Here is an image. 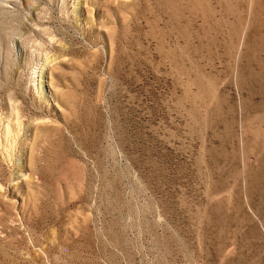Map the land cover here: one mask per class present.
Segmentation results:
<instances>
[{
  "label": "rangeland",
  "instance_id": "rangeland-1",
  "mask_svg": "<svg viewBox=\"0 0 264 264\" xmlns=\"http://www.w3.org/2000/svg\"><path fill=\"white\" fill-rule=\"evenodd\" d=\"M0 264H264V0H0Z\"/></svg>",
  "mask_w": 264,
  "mask_h": 264
}]
</instances>
